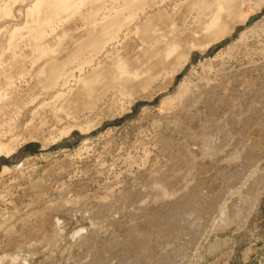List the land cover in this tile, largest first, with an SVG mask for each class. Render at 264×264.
<instances>
[{"label": "rangeland", "instance_id": "1", "mask_svg": "<svg viewBox=\"0 0 264 264\" xmlns=\"http://www.w3.org/2000/svg\"><path fill=\"white\" fill-rule=\"evenodd\" d=\"M0 147V264H264V0H0Z\"/></svg>", "mask_w": 264, "mask_h": 264}, {"label": "bare ground", "instance_id": "2", "mask_svg": "<svg viewBox=\"0 0 264 264\" xmlns=\"http://www.w3.org/2000/svg\"><path fill=\"white\" fill-rule=\"evenodd\" d=\"M62 1V3H64V1H67V0H61ZM225 1H227V0H218V3L219 4H223V5H225ZM2 4V3H1ZM117 25V22L116 21H109L108 20V22L103 26V29H107L109 26H111V25ZM210 28V27H209ZM118 29H120V28H118ZM212 32H215V30L214 31H212ZM53 69H52V71H51V77H55V74H56V70H57V67L56 66H53L52 67ZM86 79V78H85ZM7 148V147H6ZM4 151V147H0V154L2 153ZM8 152L10 153L11 151L10 150H8ZM6 169H10V167H6ZM31 179H32V181L35 179V175H32L31 176ZM41 180V179H40ZM33 183V182H32ZM42 183V182H41ZM37 186H39V184L37 185ZM43 186V185H42ZM160 189H159V191L161 192V197H162V199H160V200H163L165 197H170V195L172 194V193H170L169 192V190H167V188L164 186V184H162L161 182H160ZM167 186V185H166ZM156 195V194H155ZM158 198V197H157ZM3 261V260H2ZM7 261V260H6ZM193 264V263H192Z\"/></svg>", "mask_w": 264, "mask_h": 264}]
</instances>
